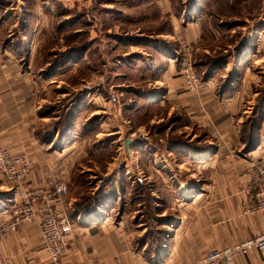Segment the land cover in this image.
<instances>
[{"label":"crops","instance_id":"1","mask_svg":"<svg viewBox=\"0 0 264 264\" xmlns=\"http://www.w3.org/2000/svg\"><path fill=\"white\" fill-rule=\"evenodd\" d=\"M43 1L44 4L50 5L53 15H56L58 5L63 4L64 7H70L76 4L80 21L94 16L95 23L91 25L92 29L87 26L89 28L85 30L86 26L82 23V27L78 25L76 32L88 31L93 34L90 37L92 43L89 48L106 49L107 40L102 39L99 35L101 30L97 29V23L100 20L97 21L98 15L95 13L98 14V9L101 8H98V2L97 6L95 5L96 0ZM188 1H182L186 6L182 11L179 10V14L183 20L188 19L189 22L184 23L182 27L177 25L173 33L178 32L177 27L179 26L178 33L183 34L184 39L195 41L201 34L200 26L203 22L204 11L200 7L201 0H195L194 5ZM89 4H92V15L88 10ZM154 4L161 10L162 15L167 14L173 21L176 19L180 22L175 11L174 0H154ZM116 8L117 6L108 9V14L113 17V14L118 13ZM8 9L2 12L7 13ZM16 9L18 12L11 11L12 16L22 17L26 12L24 16L26 15L27 19L20 18L19 22H26L27 27L23 32L21 31L19 35L21 40L18 43H14L17 42L16 38V41L12 39L9 42L11 46L8 45V47L0 42V132L2 140L12 154L25 152L34 161L31 173L21 182L23 186L50 187L52 176L60 174L66 178L70 189L69 193L62 198L61 207L70 215L75 230L70 239L68 254L54 262L42 240L40 216L31 222H24L16 230H10L4 236H0V264H193L212 249L222 248L264 232V210L255 213L246 211L256 200L255 191L249 192L245 184L248 179L245 176L248 162L253 160L259 165H264V92L261 89L260 91L257 87L258 90L253 89L250 94L247 88L240 89L236 88V84H231V88L224 90V97L230 96V98H224V101L231 102L224 104L222 111L214 112L213 100L207 103L206 107L212 115L214 125L222 133L219 137L212 127L213 137L206 140L208 143L204 151L199 154L206 162L203 169L197 174L189 172L188 177L192 181H178L174 186V199L171 200L168 196L169 201L166 203V198L163 201L165 206H158V208H163L160 215L166 214V208L172 210L169 214L170 218L163 221V226L168 230L169 235L165 246L152 252L149 249L150 241L146 237L147 227L142 226L144 223L138 221L136 215L130 216V212L126 211L127 204L134 198L135 185L132 184L133 187L124 186L121 182L123 176H120L119 172L114 177V181L112 179L110 181L111 176L106 180V175H104L98 180L100 183L105 182L101 184L102 188L96 183L95 188H90L88 191L78 190V184L74 179L76 165L85 155H81L82 152H78V149L89 144L77 133L80 128L81 133H85V130L91 127L92 119L95 120L99 116L102 106H108V110L117 107L119 96L117 98L115 94L116 84H110L113 90L109 89L108 96L101 91L90 94L81 88L64 89L61 91L62 94L57 93V96L59 95L57 98L59 99L60 95L62 97L72 95L69 104L59 108L49 107L55 89L64 82L65 73L71 70L68 68L77 67L84 62V55H81L79 61L66 63L49 71L48 67L51 62L44 59L43 50L45 42L50 38L48 35L53 32L52 25L48 27V23L43 21L46 25L44 23V25L36 26L37 22L34 20L29 25L33 10L27 13L24 5L21 9ZM34 12L37 16L48 13L46 9L39 11L36 8ZM41 22L38 21V24ZM16 23L17 21L13 26ZM138 35L136 34V37ZM110 38L114 37L110 36ZM236 49L237 53L230 59L231 61L225 63L224 68L229 69L233 63L244 61L250 56V52H253L252 56L255 55L256 59L260 46L252 39ZM8 51L12 52V58ZM95 63L100 65L99 58ZM108 64H110L109 61H107ZM218 72L219 70H214L213 74ZM260 79L261 76L259 81ZM231 80L229 76L224 82L232 83ZM180 81L181 79L174 78L164 93L169 94L175 91ZM209 91L208 88L204 92L205 100L212 97ZM247 104L249 112L255 109L254 113L260 116L255 128L251 125L246 128L243 126ZM174 105L186 108V105L181 103ZM64 112L67 114H63ZM101 129L106 130L104 126H101ZM101 129L97 131L101 133ZM244 133H247L249 139L244 137ZM97 134L95 133V136ZM90 141L92 145H100L101 138H94ZM113 143L118 144V141ZM252 143L254 144L252 153L250 157L245 158L241 153L246 146ZM126 153L131 156V149L129 151L126 149ZM84 171L95 173L90 167L80 173ZM144 178L145 174H137L132 182L136 180L143 182ZM92 182L93 180H90L88 184ZM16 185L11 180L6 185V191H10ZM87 193L95 195V204L88 212L79 211L77 203ZM139 204L142 205V202ZM5 205V201H0V225L6 215L2 212V206L5 208ZM160 255L161 259H159ZM230 264H264V256L259 249L254 248L248 254L233 257Z\"/></svg>","mask_w":264,"mask_h":264},{"label":"rangeland","instance_id":"2","mask_svg":"<svg viewBox=\"0 0 264 264\" xmlns=\"http://www.w3.org/2000/svg\"><path fill=\"white\" fill-rule=\"evenodd\" d=\"M6 1V9L5 5L0 4V42L2 45L8 47V45L11 46L9 42L12 39L17 40L15 44L21 40L19 35L27 26L26 22L22 24L19 21L20 18L27 17L24 16L26 12L22 17H15L12 16L11 11L18 12L16 8L21 9L23 5L27 13L33 10L29 25L33 20L37 22L36 26L44 25L43 21L48 23V27L52 25L53 32L48 35L50 38L45 42L46 48L44 47L43 50L44 59L51 64H54L58 58L57 55L62 54L61 52L70 46L80 47L82 34L91 45L90 37L93 35L91 32L87 31L81 35L74 32L79 26L82 27V23L86 26L85 30L89 27L92 29L95 18L90 16V19L78 20L80 21L78 23L76 19H79L80 14L76 4L70 7H64L63 4L58 5V11L56 15H53L50 5L44 4L43 0ZM182 1L174 0L175 11L180 19L178 22L176 19L173 21L167 14L162 15L161 10L154 4V0H96L95 5L97 6L98 2V8H101L98 9V14L95 13L98 15L95 16L97 21L100 20L97 23V29L101 30L99 35L102 39L107 40V47L106 49H98V47L91 49L89 45L82 53L80 50V54L84 55V62L77 67L68 68L71 70L63 76L64 82L55 89L53 100L48 105L59 108L69 104L72 95L63 97L60 95L59 99L57 98L59 96L57 93H61L64 89L81 88L90 94L101 91L108 96L109 89H112L110 86L113 83L116 84L115 94L117 98L119 96L117 107L108 110V106H102L99 116L95 120L92 119L91 127L85 130V133H81L80 128L77 133L82 140L89 142L78 149V152H82L81 155L85 154L75 168V175L78 176L76 180L81 183L78 185V190L88 191L90 188H95L96 183L102 188L101 184L105 182H98L101 177L106 175L104 178L107 180L111 176L110 181L111 179L114 181V177L119 172V175L123 176L121 182L124 186L133 187L135 185L134 187L138 188L137 191L143 197L153 196L152 198L155 199L153 205L165 206L163 203L165 198L166 203L169 201L168 196L171 200L174 199V186L178 181H192L188 177L189 172L197 174L203 169L206 162L199 154L204 151L208 143L206 140L213 137L212 127L219 137L222 133L215 127L212 115L206 107L207 103L213 100L214 112L222 111L224 104L231 102L224 101V98H230V96L224 97V90L231 88V84H236V88H247L250 94L253 89H261L264 92V75H260L264 73V0H201L200 7L203 8L204 18L200 26L202 29L200 37L195 41L184 39L183 34L178 33L179 26L177 27L178 32L173 33L177 25L182 27L184 23L189 22L188 19L183 20L179 14V10L182 11L186 6ZM189 1L190 4H195V0ZM110 6L112 9L117 6L118 13L113 14V17L107 12L111 9ZM35 8L39 11L46 9L48 13L37 16L34 12ZM7 9L9 12H2ZM92 9V4H89L90 15H92ZM4 14L6 15L3 16ZM16 21V25L13 26ZM38 21L42 22L38 24ZM236 22H238L237 25H230ZM136 34L140 36L136 37ZM252 39L260 46L257 58L255 59V55L252 56L253 52H250V56L244 61L233 63L229 69L224 68V57L232 59L237 53L236 47ZM11 51L8 52L12 58ZM97 58L100 60V65L95 63ZM107 61L110 64L107 65ZM51 64L49 69L52 67ZM215 64L219 66L216 69L219 72L213 74L212 68ZM190 67L197 78L193 86L187 81V71ZM229 76L232 78V83H225L224 80ZM174 78L181 79L179 86L169 94L164 93ZM208 88L210 90L208 93L212 97L205 100L204 92ZM146 90L149 92L144 93ZM143 93L144 95L141 96ZM216 101L217 104H215ZM175 103L184 104L186 108L176 106ZM246 109L247 112L243 117L244 128L253 124V116H258L254 113L255 109L249 112L248 104ZM101 126H104L106 130L103 131ZM99 129L101 133L98 132ZM108 132L112 133L108 135ZM95 133L98 134L95 136ZM0 136L2 140V133ZM244 137L249 139L247 133H244ZM94 138H101L100 145H92L90 140ZM128 138L133 140L130 144L131 156L126 153L125 140ZM115 141H118V144H114ZM2 143L5 146L3 140ZM244 149L241 155L245 158L250 157L252 153L250 147L246 146ZM256 165L258 163L253 160L248 162L245 171V176L248 177L246 186L251 179L249 173ZM89 167L95 173L84 171L85 176L80 178V171ZM137 174H145L142 183L138 180L132 182ZM86 178L89 181L93 180L92 184H87ZM9 182L10 180L0 172V201L4 202L10 195L11 191H6V185ZM141 185H143L142 188ZM148 199L145 198V202L140 201L142 202L140 205L139 200L132 198V201L127 204L126 211L130 212V216L136 215L138 221L144 223L147 217L144 214V207L148 206L146 203ZM151 201L153 199H150L148 204ZM162 209L161 207L153 210L151 217L154 216L152 219L154 223H156L154 219L164 221L170 218L169 214L172 210L166 208V214L160 215ZM246 211L255 213L250 211V207ZM2 212L7 215V207L2 206ZM142 226L146 228L147 224L144 223ZM167 237L168 235L164 236L166 240ZM161 258L162 256L159 259Z\"/></svg>","mask_w":264,"mask_h":264},{"label":"built area","instance_id":"3","mask_svg":"<svg viewBox=\"0 0 264 264\" xmlns=\"http://www.w3.org/2000/svg\"><path fill=\"white\" fill-rule=\"evenodd\" d=\"M187 73V81L193 86L197 78L192 67L188 68ZM33 167L34 161L27 153L12 154L3 145L0 136V172L17 184L10 189V195L5 199L8 212L0 225V236L40 216L43 243L51 260L57 262L68 254L70 239L75 230L70 215L61 207L62 198L69 193V182L58 174L50 178V187L23 186L21 182L31 173ZM249 175L251 179L247 189L249 192L255 191L256 200L250 206V211L264 210V165L254 166ZM254 248L259 249L264 256V232L222 248L212 249L193 264H230L233 257L248 254Z\"/></svg>","mask_w":264,"mask_h":264},{"label":"trees","instance_id":"4","mask_svg":"<svg viewBox=\"0 0 264 264\" xmlns=\"http://www.w3.org/2000/svg\"><path fill=\"white\" fill-rule=\"evenodd\" d=\"M0 4L5 5V8H6L7 1L6 0H0ZM78 20H80V17H79V19L78 18L76 19V21H78ZM237 24H238V22H236L235 24H230V25L235 26ZM84 32H87V31H84ZM84 32H76V30H75L74 33H77V34L81 35ZM82 35H83V37L81 39L82 41L79 42L80 43V47H72V46H70L67 50H65L64 52H61L62 54H59V55L56 54L58 56V58L54 61V64L53 63L51 64L52 67H51V69H49V71H52V70H55L56 68H59L60 65L63 66L66 63L79 61L81 59V57H82L81 55L82 54H80V50H81V53H82L90 45L89 42L85 39V35L84 34H82ZM87 36H88V34H87ZM228 60L229 59L227 58V56H225L224 57V64L226 62H228ZM218 67L219 66L217 64H215L213 66L212 70H216V69H218ZM259 119H260V116H258V117L257 116L254 117L253 116V118H252L253 124H251V126L253 128H255L256 127L255 125L258 124ZM253 146H254L253 143L249 145L250 150L253 149ZM83 176H85V174L81 173L80 174V178H82ZM76 177H78V176H76ZM76 177H74L75 180H76ZM86 179H87L86 180V183L88 184L89 183V180H88V178H86ZM75 182H77L78 185L81 184L80 181H78V180H76ZM139 183H142V182L139 181ZM142 186L143 185H141V188H142ZM135 189H136V191H135V194L133 195L135 200H139V202L140 201H144L145 202L146 201L145 198H147V199L149 198L150 195L143 197L142 194H140L137 191L138 188H135ZM152 197L153 196H151L148 199V202L150 201V199H153V201H151L150 204H148V202H146L147 205H148L147 207L145 206L146 208L143 206L144 209H145L144 210V214L147 216L146 217V221L144 223L147 224V232H146L147 234H146V237H147V240L150 241L149 249L152 252H156L161 247H164L165 246L166 238H164V236L169 235V234H168V230L166 228H164V226H163L164 225V222L162 221V219L161 220L154 219L156 221V223H154L152 221V219L154 217L153 215L151 217V214L154 213L153 210H158V208H157L158 206L153 205V204H155L154 203L155 202V199L152 198ZM94 198H95V195L88 194V193L87 194H84L82 196V200H79L78 203H77L78 210L79 211L88 212L94 206V204H95L94 203Z\"/></svg>","mask_w":264,"mask_h":264},{"label":"water","instance_id":"5","mask_svg":"<svg viewBox=\"0 0 264 264\" xmlns=\"http://www.w3.org/2000/svg\"><path fill=\"white\" fill-rule=\"evenodd\" d=\"M133 143V140L128 138L125 140V147L129 151L130 150V144Z\"/></svg>","mask_w":264,"mask_h":264}]
</instances>
